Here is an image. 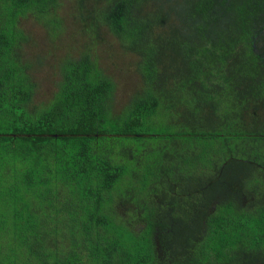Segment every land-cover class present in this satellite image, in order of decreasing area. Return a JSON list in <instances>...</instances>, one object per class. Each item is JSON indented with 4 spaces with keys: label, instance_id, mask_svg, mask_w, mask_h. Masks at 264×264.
<instances>
[{
    "label": "trees",
    "instance_id": "trees-1",
    "mask_svg": "<svg viewBox=\"0 0 264 264\" xmlns=\"http://www.w3.org/2000/svg\"><path fill=\"white\" fill-rule=\"evenodd\" d=\"M0 264H264V0H0Z\"/></svg>",
    "mask_w": 264,
    "mask_h": 264
},
{
    "label": "rangeland",
    "instance_id": "rangeland-1",
    "mask_svg": "<svg viewBox=\"0 0 264 264\" xmlns=\"http://www.w3.org/2000/svg\"><path fill=\"white\" fill-rule=\"evenodd\" d=\"M22 20L25 21L24 23L27 28V31L31 35V40L27 43H24V49L26 48L28 53L32 51L33 52L32 58L34 59H37V55H39L40 53L43 54L42 55L43 57L45 56L46 58H48L49 64H47L44 67V69L47 68L52 63H57L56 62L57 59L62 58L67 53H70L71 50L78 53V52L83 51V48L85 49L90 46L88 41H83L77 44V43H73L70 39L69 40L66 39L63 33L66 31L67 27H65L61 30L62 35L59 36V38L57 39V40H60V39H63V40L58 41L57 42L58 46L53 47L50 41L47 39V35H46L47 32H46L45 26L35 22L34 18H32V15L30 17H25ZM108 34L112 39H114L112 32L109 31ZM131 68L132 70L135 69L134 67H131ZM51 70L52 69L50 66L49 68L46 69V72H44L43 74L41 72H38L37 75H39V77L40 76L42 77L43 75L46 76L45 77L46 81H43V85L41 86L40 91L37 92V98L48 99L49 97L53 95L54 93L53 90L55 88V85L53 84V79H57V78L52 77V80H51L48 77L49 74H52ZM129 74H134V73L129 72L128 75ZM129 77L130 76H128V78ZM128 78L124 80L122 79L124 81L123 82L124 84L132 83V82L127 81L129 80Z\"/></svg>",
    "mask_w": 264,
    "mask_h": 264
}]
</instances>
